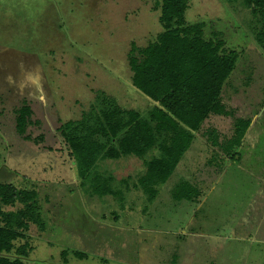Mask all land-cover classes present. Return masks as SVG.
Wrapping results in <instances>:
<instances>
[{"label": "rangeland", "instance_id": "obj_1", "mask_svg": "<svg viewBox=\"0 0 264 264\" xmlns=\"http://www.w3.org/2000/svg\"><path fill=\"white\" fill-rule=\"evenodd\" d=\"M159 17L157 0H0V182L36 190L39 217L10 257L28 242L25 264H264V49L241 2L189 0L187 20L239 54L221 96L231 115L209 116L155 201L134 187L142 159L105 160L83 179L60 135L100 92L148 113L128 55L156 40ZM238 119L248 129L226 153ZM183 180L192 200L172 197Z\"/></svg>", "mask_w": 264, "mask_h": 264}, {"label": "trees", "instance_id": "obj_2", "mask_svg": "<svg viewBox=\"0 0 264 264\" xmlns=\"http://www.w3.org/2000/svg\"><path fill=\"white\" fill-rule=\"evenodd\" d=\"M233 1L251 9L258 23L255 39L264 49V0ZM157 4L163 31L145 47L132 44L128 55L133 86L153 107L143 115L122 108L116 99L100 92L80 119L59 127L80 178L91 175L105 160L142 159L145 172L134 187L143 191L149 203L156 200V188L170 179L209 116L231 115L221 96L239 58L237 51H226L219 34L206 39L203 21L187 20L189 0H157ZM31 115L28 104L17 111L16 130L21 136L26 134ZM248 126L242 119L236 121L234 135L222 146L226 153L241 143ZM208 139L213 135L208 134ZM213 143L219 145L216 139ZM96 181L95 193L102 197L112 194ZM193 188L180 181L172 197L192 200ZM17 205L16 210L4 209ZM37 219V191L0 182V264H25L28 242L16 249L15 257L10 254L14 242L26 239L30 224L36 225Z\"/></svg>", "mask_w": 264, "mask_h": 264}]
</instances>
